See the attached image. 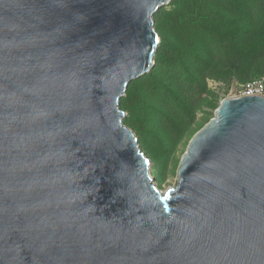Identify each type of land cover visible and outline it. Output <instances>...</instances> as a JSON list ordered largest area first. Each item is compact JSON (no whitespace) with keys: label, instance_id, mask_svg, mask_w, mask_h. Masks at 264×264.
Wrapping results in <instances>:
<instances>
[{"label":"water","instance_id":"obj_1","mask_svg":"<svg viewBox=\"0 0 264 264\" xmlns=\"http://www.w3.org/2000/svg\"><path fill=\"white\" fill-rule=\"evenodd\" d=\"M170 0H0V264H264V96L223 99L174 187L123 123Z\"/></svg>","mask_w":264,"mask_h":264},{"label":"rangeland","instance_id":"obj_2","mask_svg":"<svg viewBox=\"0 0 264 264\" xmlns=\"http://www.w3.org/2000/svg\"><path fill=\"white\" fill-rule=\"evenodd\" d=\"M170 2L154 14V28L160 37L158 47L163 30L168 29L174 38L181 37L187 51L179 57L173 46L164 47L162 58L155 55L154 67L133 80L131 96L125 94L120 101V108L125 113L123 123L134 128L141 150L152 161L151 175L163 190L175 186L181 157L192 136L186 134L180 141V135L185 130L193 134L206 125L215 115L207 104L234 96H228L229 91L245 75L244 71L232 68V64H237L242 57L233 50L230 41L198 24L190 0H182L175 7ZM200 12L208 14L204 7ZM245 17L264 27V0H250ZM260 58L252 57L249 62ZM211 61L221 65L222 69L208 66ZM185 67H190L194 75L185 73ZM262 74L264 71L247 76L243 83ZM171 90L188 98L186 106L174 100ZM159 125L167 136L157 131Z\"/></svg>","mask_w":264,"mask_h":264},{"label":"trees","instance_id":"obj_3","mask_svg":"<svg viewBox=\"0 0 264 264\" xmlns=\"http://www.w3.org/2000/svg\"><path fill=\"white\" fill-rule=\"evenodd\" d=\"M181 1L182 0H171L170 5L174 7L178 6L182 3ZM190 1L193 5V15L198 24L210 33L230 41L233 50L242 57L238 60L237 64H232V68H234V70L239 72L244 71L245 74L240 80L238 79L239 82H237L228 93V96L235 95L239 91L245 77L256 75L264 71V60H262V57H264V27L257 26L253 24L251 20L246 19V9L249 7L250 0H207L205 4H202L204 3V0ZM203 7L208 10L207 15H203L204 13L200 12V8ZM168 23L169 21L167 24ZM167 46H173L180 54L179 57L187 51L181 37L179 36V38H174L171 31L168 29L163 30L161 34V46H159L156 51L157 58H162L163 48ZM252 57L261 58L250 63L249 59ZM207 65L215 70L222 69L220 68L221 65L213 61ZM184 70L188 75H194V72L190 67H185ZM263 75L264 74L259 75L258 77ZM251 80H247L245 83ZM132 83L133 81L130 82L127 91L125 92L128 97L131 96L133 91ZM170 92L175 101L179 102L183 107L184 105L186 106L188 103V98L186 96L181 93H177L174 90H171ZM222 100L223 98L217 99L216 102H210L207 105L215 111ZM204 125L200 126L199 130L203 128ZM128 127L131 129L133 128L132 126ZM157 131L159 133L162 131L160 125L157 127ZM195 133L191 134L189 130H185L180 135L179 140L182 141L186 134L192 135V138ZM161 134H163V136H167V132L163 131ZM168 139L172 142V138L170 136Z\"/></svg>","mask_w":264,"mask_h":264},{"label":"built area","instance_id":"obj_4","mask_svg":"<svg viewBox=\"0 0 264 264\" xmlns=\"http://www.w3.org/2000/svg\"><path fill=\"white\" fill-rule=\"evenodd\" d=\"M261 95L264 96V75L255 78L240 86L239 91L234 96Z\"/></svg>","mask_w":264,"mask_h":264}]
</instances>
